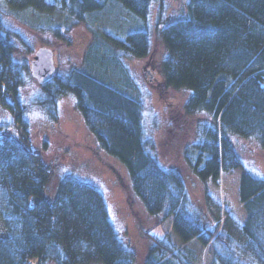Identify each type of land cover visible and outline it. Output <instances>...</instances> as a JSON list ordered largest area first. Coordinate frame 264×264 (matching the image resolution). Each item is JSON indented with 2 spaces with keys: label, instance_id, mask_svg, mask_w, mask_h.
<instances>
[{
  "label": "trees",
  "instance_id": "16d2710c",
  "mask_svg": "<svg viewBox=\"0 0 264 264\" xmlns=\"http://www.w3.org/2000/svg\"><path fill=\"white\" fill-rule=\"evenodd\" d=\"M115 1L146 24L121 44L89 26L91 15ZM184 1L179 20L156 27L167 51L161 87H185L188 97L183 104L166 101L173 109L171 126L155 138L148 131L145 90L135 85L125 61L150 54L149 18L164 0H3L21 19L35 17L34 38L43 40L54 29L56 45L68 40L61 26L67 28L70 19L89 26L94 36L80 67L41 84L35 102L56 124L58 101L74 96L92 142L126 173L124 190L150 215L172 224L163 237L147 232L152 245L139 262L114 226L103 192L71 174L55 178V163L24 138L30 120L20 90L32 79L29 59L38 44L0 12V264H28L32 258L37 264H200L201 255L177 246L174 235L185 244L211 247L208 264H264V176L235 142L249 139L264 149V0ZM146 71L150 83L161 82L154 69ZM182 123L183 131L173 132ZM235 169L241 171L244 242L210 210L218 198L208 190L210 182L220 185L222 174ZM195 178L202 181V194L193 188Z\"/></svg>",
  "mask_w": 264,
  "mask_h": 264
},
{
  "label": "rangeland",
  "instance_id": "374dc122",
  "mask_svg": "<svg viewBox=\"0 0 264 264\" xmlns=\"http://www.w3.org/2000/svg\"><path fill=\"white\" fill-rule=\"evenodd\" d=\"M184 2V0H164L162 6L160 3L156 4L148 24L152 38L150 54L143 59H134L137 61L133 60V63L138 65H134L132 61H125L126 66L130 67V76L135 85H139L145 90L148 131L155 138L163 137L171 126L169 119H171L170 112H173V109L168 110L166 101L167 104L169 101L183 104L188 97V90L185 87H161L164 79L161 62L167 51L159 30L157 31L160 22L161 26L159 27L161 28L179 20L184 10ZM28 10L24 11L27 16L30 14ZM0 12L7 18L8 24L15 28H21L29 36L33 35L35 17L21 19L22 15L17 14L3 0H0ZM60 15L63 19L67 18L65 14ZM43 17L45 18L46 14H43ZM51 18L54 20L55 15ZM89 20L92 22V25L89 26L93 30L104 34L103 39L105 33L108 32L109 35L119 40V44L125 40L129 31L142 30L146 25H144V20L142 21L140 17L117 1L108 4L105 11L91 15ZM139 20L143 23L142 25L139 24ZM69 21L66 22L67 28L61 26V32L65 33L68 40L60 45H56L59 35L54 32V29L46 34L43 40L38 37L34 38L33 35V39L36 40L35 44H38L36 46L40 45V41L42 43L45 41L44 45L55 51L57 73L59 74H67L71 67L81 65L82 57L94 36L86 23L80 22L75 25L72 24V19ZM93 25L94 27H92ZM30 40L32 41V39ZM96 41L101 40L99 38ZM150 67L154 69L155 76L161 81L160 85L156 83L159 81L150 83L148 80L150 74L146 69ZM145 71L148 76L144 74ZM27 80L28 83L20 90L21 99L27 105V116L30 120V132L24 134V138H27L33 149L41 153L45 160L48 159L47 163H55V178L71 174L84 182L95 185L103 192L114 226L122 239L134 249L139 257L138 261L142 262L152 245L147 232L152 231L154 235L163 237L170 230L172 223L170 220L161 222L160 216L150 215L143 203L132 195L130 189V192L124 190L123 186L129 187L126 173L117 168L113 160L109 158L110 156L92 142L91 135L86 129L84 117L76 107L74 96H63L58 101V116L60 118L58 123L52 124L43 117V110L35 102L37 94L39 95L42 91L41 85L34 78L31 79L32 81L30 78ZM183 126V123L175 124L173 132L181 133L184 129ZM45 142L48 143L46 147L44 146ZM235 142L242 157L250 163L252 169L264 176V149L257 142L249 139L236 138ZM164 160L161 158L162 162ZM167 161L165 160L166 164H168ZM240 173V169H235L222 174L219 179L220 185L210 182L208 190L214 191L215 195H218V198L212 199L210 203V210L215 219L224 223L225 229L239 242H244L246 236L242 230V224L245 221L246 212L238 193ZM192 184L194 190L202 194L204 191L202 181L195 178ZM197 198L202 199V195ZM173 241L177 246L187 249V251L196 250V255H201L199 263L201 264L202 261V264H208L212 255L211 247H203L202 244L194 240L191 244H185L179 239H175V235ZM32 262L29 261L28 264H33Z\"/></svg>",
  "mask_w": 264,
  "mask_h": 264
},
{
  "label": "water",
  "instance_id": "95a60500",
  "mask_svg": "<svg viewBox=\"0 0 264 264\" xmlns=\"http://www.w3.org/2000/svg\"><path fill=\"white\" fill-rule=\"evenodd\" d=\"M30 71L39 83H43L56 74L54 51L48 47H39L31 59Z\"/></svg>",
  "mask_w": 264,
  "mask_h": 264
}]
</instances>
